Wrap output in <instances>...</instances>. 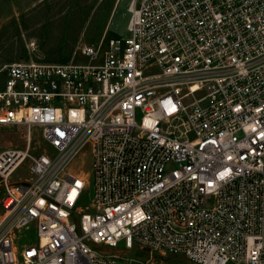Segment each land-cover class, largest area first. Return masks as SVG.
<instances>
[{
	"label": "built area",
	"instance_id": "obj_1",
	"mask_svg": "<svg viewBox=\"0 0 264 264\" xmlns=\"http://www.w3.org/2000/svg\"><path fill=\"white\" fill-rule=\"evenodd\" d=\"M128 11L126 34L78 46L85 62L8 65L0 127L27 132L0 150V264H264V0ZM33 127L48 149L32 146ZM87 153L90 205L72 168ZM26 161L31 176L13 183Z\"/></svg>",
	"mask_w": 264,
	"mask_h": 264
},
{
	"label": "rangeland",
	"instance_id": "obj_2",
	"mask_svg": "<svg viewBox=\"0 0 264 264\" xmlns=\"http://www.w3.org/2000/svg\"><path fill=\"white\" fill-rule=\"evenodd\" d=\"M130 0H0V88L3 86L9 64L36 60L41 62H65L80 57L77 48L82 43H98L100 39L115 34L124 35L130 17ZM25 126L0 127V150L7 146L25 147L23 135ZM33 141L37 151L48 149L40 128H32ZM34 150V148H33ZM72 168L85 170L89 187L83 198L84 204H91L93 179L90 155L75 157ZM28 162H24L14 173L12 182L30 177ZM4 189L0 186V202ZM3 210L0 205V218ZM34 238L33 227L15 234L14 244L22 247ZM112 252L122 259L135 258L147 261L145 251H126L120 245ZM154 264H197L183 256L158 255Z\"/></svg>",
	"mask_w": 264,
	"mask_h": 264
},
{
	"label": "snow or ice",
	"instance_id": "obj_3",
	"mask_svg": "<svg viewBox=\"0 0 264 264\" xmlns=\"http://www.w3.org/2000/svg\"><path fill=\"white\" fill-rule=\"evenodd\" d=\"M261 136H264V133H261Z\"/></svg>",
	"mask_w": 264,
	"mask_h": 264
}]
</instances>
